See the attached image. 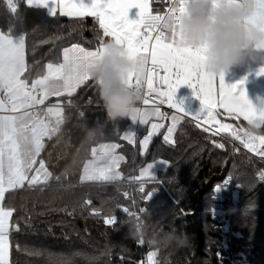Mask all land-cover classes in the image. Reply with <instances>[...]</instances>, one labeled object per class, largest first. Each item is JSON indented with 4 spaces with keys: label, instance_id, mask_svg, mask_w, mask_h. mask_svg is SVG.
<instances>
[{
    "label": "trees",
    "instance_id": "16d2710c",
    "mask_svg": "<svg viewBox=\"0 0 264 264\" xmlns=\"http://www.w3.org/2000/svg\"><path fill=\"white\" fill-rule=\"evenodd\" d=\"M12 2L14 7L0 0V30L25 36L26 79L59 62L68 45L98 47V18L50 15L25 0ZM168 3L152 0L153 11L164 12ZM59 99L62 122L39 154L51 178L10 190L4 199L13 210L9 264H144L146 258L150 264H235L233 251L238 264H264V156L245 147L244 130L251 126L243 119L230 118L238 140L228 131L227 137L206 132L182 116L172 141L164 139L163 128L140 153L138 142L124 137L132 119L107 118L94 79ZM140 127L137 139L146 129ZM255 128L264 133V124ZM89 129H97L92 138ZM108 142H117L122 153L120 178L82 180L87 158ZM158 159H165L167 168L139 176ZM229 176L234 177L231 193ZM138 206L143 234L135 216ZM224 211L231 212V236L212 218Z\"/></svg>",
    "mask_w": 264,
    "mask_h": 264
},
{
    "label": "snow or ice",
    "instance_id": "6c2138e0",
    "mask_svg": "<svg viewBox=\"0 0 264 264\" xmlns=\"http://www.w3.org/2000/svg\"><path fill=\"white\" fill-rule=\"evenodd\" d=\"M61 2L60 14L63 16L98 18L99 28L102 30L96 38L98 47L95 51L85 50L79 45L64 49L65 63L55 66L48 64V74L32 81L29 86L28 80L21 78L27 70L25 36L23 35L19 42H14L10 33L0 32V94H7V100L11 103L9 109L11 112H17L22 108L32 109L34 105L43 104V98L36 95L37 89L42 90L43 97L49 94L61 96L65 93L71 97L79 85L89 79L90 71L104 53L105 44L114 42L126 49L129 59L140 61L141 73H131L128 84L142 91L144 105L149 104L148 97L155 92L159 104L166 103L177 113H183L185 117L190 116L197 122V127H200V122L203 121L213 127L219 125L221 130L227 129L229 126L217 119L220 113L215 111L216 108L223 109L229 115L242 116L250 126L261 128L264 124V111L257 112L245 92L238 90L237 84L226 85L223 74L215 77L206 72L205 46L193 48L182 43L183 37L178 29L187 0H171L167 12L163 15L160 14V9L155 10L157 14H152L149 0H91L90 5L83 3V0H69L67 3L61 0ZM154 2L166 3V0H154ZM27 3L29 6L37 3L49 7L50 13L55 14V0H27ZM256 3L257 8L252 22L264 24V0H256ZM131 8L139 10L137 20L128 19ZM168 34L171 36V42H167ZM103 37H111V40H104ZM70 52L74 54L70 56ZM146 54H150L151 69L146 67L149 63V55ZM145 83L147 94L143 92ZM185 84L194 89L206 109L202 115L192 116L176 102V91ZM68 103L71 104V100ZM4 107V100H0V109ZM47 113L53 114V109L48 108ZM61 113L62 109L56 110L55 115L58 118L54 125L42 118L43 110L25 111L20 116H0V201L5 199V193L9 189L23 188L25 182L29 187L40 182L39 172L45 168L42 160L37 175L29 177L28 172L44 148V138L51 139L58 131V126L62 122ZM165 115L160 111L159 106L151 109L139 107L136 116L131 119L137 121L139 117V122L143 124L151 116L163 118ZM182 118L178 115L171 117L173 123L164 137L166 141ZM152 127L156 129L162 125L153 124ZM204 131L207 132L209 129L204 128ZM233 135L236 139H241L236 133ZM244 136L247 137L243 141L245 147L264 156V134L250 135L245 129ZM256 141H259V145L255 143ZM101 147L107 149L100 157L101 160L118 163L121 158L116 157L112 151L115 145ZM219 147L222 148L223 145ZM93 151L95 152V149ZM151 167L152 165H149V168ZM85 172L88 175L82 176V180L120 178L118 172H113L110 167H97L95 161L92 162L91 171L86 166ZM50 175L45 170L43 180L46 181ZM12 212L11 209L0 207V264H9L8 221Z\"/></svg>",
    "mask_w": 264,
    "mask_h": 264
},
{
    "label": "clouds",
    "instance_id": "9594fccd",
    "mask_svg": "<svg viewBox=\"0 0 264 264\" xmlns=\"http://www.w3.org/2000/svg\"><path fill=\"white\" fill-rule=\"evenodd\" d=\"M255 0H187L179 22L185 43L206 47V71L215 77L235 66L264 62V31L252 27L249 19L256 10ZM131 73H141L140 61L129 59L126 49L114 42L105 44L90 76L99 86V96L111 121L133 118L143 103L142 91L130 87ZM97 129H89L95 136ZM260 135L259 129H246ZM177 242L180 238H175Z\"/></svg>",
    "mask_w": 264,
    "mask_h": 264
},
{
    "label": "crops",
    "instance_id": "0c3cea01",
    "mask_svg": "<svg viewBox=\"0 0 264 264\" xmlns=\"http://www.w3.org/2000/svg\"><path fill=\"white\" fill-rule=\"evenodd\" d=\"M10 1H12V0H10ZM25 1L27 2V0H25ZM67 2H69V0H63V3H67ZM232 2L235 3V2H237V0H232ZM83 3H85L86 5H90L91 0H83ZM255 3H256V0H255ZM149 4H150V9L153 10L152 0H149ZM256 5H257V3H256ZM31 6L44 7L46 9L47 13L52 15L50 13L49 7L41 6L40 4H37V3H34ZM61 7H62L61 0H55L56 11H55L54 15H57V14L61 15L60 14ZM138 12H139V10L137 8H131L129 10L128 19L129 20H133V21L137 20L139 18L138 17ZM163 13L164 12H161L160 14H163ZM254 13H255V11L253 12L252 16L249 19V24L252 27L257 28L260 31H264V24H257V23H253L252 22V17L254 16ZM152 14L155 15L157 13L155 11H152ZM61 16H63V15H61ZM65 17H67V16H65ZM142 31H144V30L142 29ZM165 31H166V34H167V30H165ZM0 32H3V31L0 30ZM179 32L182 34V37H183L182 43L187 45L185 43V38L183 36L182 31L179 30ZM5 34H7V33H5ZM10 37H11V39L14 42H19V40L23 37V35L22 34L10 35ZM110 40H111L110 38H107V41H110ZM167 42H171L170 34H168V41ZM73 45H79L80 47H83L85 50H88V51H95L97 49V47L96 48H86V47H84V46H82L80 44L68 45L64 49H71ZM187 46L192 47L190 45H187ZM193 48H198V47H193ZM64 49L62 51V57H61L59 62H49V63H47V65L48 64H53L55 66V65H59V64L65 63V60H64ZM73 54H74L73 52L69 53L70 56L73 55ZM146 55H149V63L146 66V67H148V65H151V63H150V54H146ZM25 61H26V65H27L26 38H25ZM47 65L45 67V73L44 74L34 78L33 80H28L27 79L28 82H29V86L31 85L32 81L40 79L43 76L48 74ZM205 70H206V67H205ZM222 74H223L224 83L226 85L231 86L233 84H237L238 85V90H243L245 92L247 99L250 101V103L253 105V107L257 110V112L264 111V62L235 66V67L231 68L228 72L222 73ZM21 78L24 79L25 77L22 76ZM89 78H91V76H89ZM87 80H85V81H87ZM59 97L60 96H56V95H52V94H49L47 97H43V93L41 94V98H43L44 102L46 103V105H45L46 110L48 108H50V107L53 109V114L52 115L55 114L56 110L62 109L63 102L61 101V99H59ZM0 100H4V102H5V107L3 109H0V116H13V115L20 116L25 111H31V109H23L22 108V109H19L17 112H11L9 110L11 108V103L7 100V94L6 93L0 94ZM175 100H176L177 103H180L181 106L183 107L184 111L189 113V114H194V112L192 110L193 109H197L198 108V104L200 103L197 100V98H196V94H195L194 89H192L191 87H189L186 84L180 86L177 89L176 95H175ZM155 106H159L160 111L162 113H165L166 115L163 118L157 117V116H151V117L148 118V120L146 122V125L148 123H151L154 120L160 121V123L162 125L160 130L163 129V128H166V132H167L168 128L172 126L173 121H172L171 117L173 115H178V116H181V117L184 116L183 113H177L176 110L170 109L167 106V104H165V105H157V104H154V103L149 101V104L148 105H144L143 104L142 108L151 109V108H153ZM216 109H217L218 113H220L219 115L223 119H225L226 122L228 123V125L230 126V128H232L233 122L230 120V118L231 117H236V116L229 115L228 113L224 112L223 109H219V108H216ZM202 114L203 113H200L199 115H202ZM194 115H197V114H194ZM55 117H56V119L58 118L56 115H55ZM238 118L243 119L242 116L238 117ZM180 120L177 122L176 127L179 124ZM138 121H139V117H138L137 122H136L137 125H138V123H140ZM245 122L247 123V121H245ZM141 125L142 124L140 123V126ZM30 126L31 125H29V127ZM146 127L147 126H144V128H146ZM176 127H175V129H176ZM254 127H257V126H254ZM223 131H226V130H223ZM173 133H174V131H173ZM45 139H46V137L43 140L44 144H45ZM40 161H41V159L39 158V156H37L36 157V163L33 164L32 169L29 170V172H28L29 177H31L33 175H37V169L40 168ZM44 166H45L44 170H40V172H39L40 182H38L37 184L47 182L51 178V175H50L47 181L43 180L44 171L46 170L48 173H50V171L47 169L45 163H44ZM83 180L96 181V180H100V179H83ZM25 184H27V182H25ZM10 190H13V189H9L8 191H10ZM7 192L5 193V197H6ZM0 207H3L5 209H10V208H7L4 205V200L0 201ZM11 218H12V216L9 218V221H8V241H9V257L8 258H9V260H10V234L9 233H10Z\"/></svg>",
    "mask_w": 264,
    "mask_h": 264
},
{
    "label": "rangeland",
    "instance_id": "374dc122",
    "mask_svg": "<svg viewBox=\"0 0 264 264\" xmlns=\"http://www.w3.org/2000/svg\"><path fill=\"white\" fill-rule=\"evenodd\" d=\"M196 98H197V100L200 103L198 104V108L197 109H193L192 111L194 112V114L199 115L200 113H204L206 111V109L201 104V101H200V99L198 98L197 95H196ZM215 111H217V109H215ZM54 116H55V114H54ZM217 119L221 123L228 125V123L226 122V120L223 119L220 115L217 116ZM136 122L137 121H132L131 120V123H130L129 127L127 128V130H126V132L124 134V137H125V139H127L129 142H131L133 144H135L136 142H138L140 153H144L147 150V148H148V145L150 143V139L152 138V136L155 133H157L160 130V128H161V127H158L156 129H153L152 125L153 124L161 125V123H160V121L154 120L151 123H148L147 125H146V123H143L141 125V127H140V123H138V125H137ZM144 126H147L146 129L140 134V136L137 139L136 138L137 129L139 127L140 128H143ZM224 130H226V131H228L229 133H232V134L234 133V131L230 128V126L227 129H224ZM167 134H168V130L166 132V135ZM169 140H171V141L173 140V133L170 136ZM256 144L259 145V142H257ZM112 145H115L116 146L114 149H112V151L114 152V155L116 157L121 158V159L118 160V163H116V164L111 163V161H104V160H101L100 159V157L107 150V149H103L101 146H112ZM122 159H123V156H122V153L119 150V146H118V143L117 142H108V143L99 144L97 146V148H95V152L93 151L92 156L89 157V158H87V160L85 161L84 166H83V169H82V172H81V177L88 175V173L85 172V167L87 166L89 168V171H91L92 162L93 161L96 162V166L97 167H105V168L110 167L113 172H118L120 174L119 164H120V162H121ZM149 165H152V167L149 168ZM149 165L141 168V170L139 172V176L140 177L143 176V177H146L147 178V177L155 176L159 170L167 168L168 162L165 159H158L155 162L150 163ZM85 179H87V178H85ZM140 201L141 200L136 199V204H138V202H140ZM150 256L153 259L154 256H155V252L152 251Z\"/></svg>",
    "mask_w": 264,
    "mask_h": 264
},
{
    "label": "built area",
    "instance_id": "2783aa9c",
    "mask_svg": "<svg viewBox=\"0 0 264 264\" xmlns=\"http://www.w3.org/2000/svg\"><path fill=\"white\" fill-rule=\"evenodd\" d=\"M171 2V0H169V3ZM168 3V4H169ZM9 5H10V7H14V3L12 2V1H10L9 0ZM167 12V8H166V10L164 11V13L163 14H165ZM162 14V15H163ZM151 65H148V69H151ZM161 74H163V73H161ZM154 87H155V83H154ZM147 85H146V83L144 84V87H143V92L145 93V94H147ZM41 94H42V90H40V89H37V92H36V95L37 96H40L41 97ZM148 99H149V101L150 102H152V103H154V104H157V105H165V104H159V100L158 99H156V93L155 92H153L152 93V95L150 96V97H148ZM45 105H46V103L45 102H43V104H37V105H34V107L31 109V111H39V110H43V112H44V116L42 117L46 122H51V124H55V121L57 120L56 119V117L54 116V115H52V114H48L47 113V110H46V108H45ZM139 107L140 108H142L143 107V103L142 104H140L139 105ZM190 115H192V116H196V115H194V114H190ZM188 118H190L191 120H193L190 116H187ZM194 122H196L195 120H193ZM197 123V122H196ZM200 125L202 126V127H204V128H208L210 131H212V132H214V133H217V134H219V135H221V136H223V137H227L226 135H225V133H224V131L223 130H221L220 128H219V125H216L215 127H213L212 125H209V124H205V123H203V121H201L200 122ZM58 129H59V126H58ZM233 144H235L234 142H233ZM263 161H264V159H263ZM259 178H261V176H259ZM226 184H227V186L229 187V191H230V193L233 191V187H234V177H232V176H229V177H227V179H226ZM140 191L142 190L141 188L139 189ZM230 200H231V194H230ZM232 201V200H231ZM119 209L120 210H122L123 212H126L127 210H126V208L124 207V206H119ZM126 210V211H125ZM141 211H142V209H141V207H139L138 206V209H137V211H136V217L138 218V223H139V232L141 233V234H143V227H142V218H141ZM217 223H220V224H224V229L225 230H227L228 232H229V235L231 236V234H232V231H231V222H232V219H231V212L229 211V212H219V213H216V214H214L213 215V217H212ZM141 243H142V241H141ZM239 256V254L237 253V252H235V251H233L232 252V258H233V261H234V263L235 264H238L237 263V257ZM144 264H150V260L148 259V258H146V260H145V263Z\"/></svg>",
    "mask_w": 264,
    "mask_h": 264
},
{
    "label": "water",
    "instance_id": "95a60500",
    "mask_svg": "<svg viewBox=\"0 0 264 264\" xmlns=\"http://www.w3.org/2000/svg\"><path fill=\"white\" fill-rule=\"evenodd\" d=\"M111 38V37H110Z\"/></svg>",
    "mask_w": 264,
    "mask_h": 264
}]
</instances>
